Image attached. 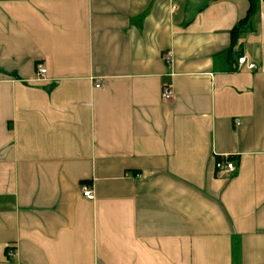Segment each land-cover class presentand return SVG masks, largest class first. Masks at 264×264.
Returning <instances> with one entry per match:
<instances>
[{
    "label": "crops",
    "instance_id": "obj_1",
    "mask_svg": "<svg viewBox=\"0 0 264 264\" xmlns=\"http://www.w3.org/2000/svg\"><path fill=\"white\" fill-rule=\"evenodd\" d=\"M259 2L0 0V264H264Z\"/></svg>",
    "mask_w": 264,
    "mask_h": 264
},
{
    "label": "built area",
    "instance_id": "obj_2",
    "mask_svg": "<svg viewBox=\"0 0 264 264\" xmlns=\"http://www.w3.org/2000/svg\"><path fill=\"white\" fill-rule=\"evenodd\" d=\"M172 59V53L170 51L166 52L163 55V60L166 63H169ZM238 65L240 66H246L250 70L256 69V65L252 62H248L245 60L243 56H240L236 59ZM37 73L39 76H44L46 73V67L42 66L41 64H37ZM99 85H96L98 87ZM161 98L163 100H169L173 97V91L171 89L170 83H163L161 85ZM238 123V121H237ZM215 169L216 172L218 173H232L235 170V164L230 161L228 156H220V158H217L215 160ZM79 193L82 195L84 198H86L88 201H92L95 198V194H93V190L91 186L87 183H81L79 186Z\"/></svg>",
    "mask_w": 264,
    "mask_h": 264
},
{
    "label": "trees",
    "instance_id": "obj_3",
    "mask_svg": "<svg viewBox=\"0 0 264 264\" xmlns=\"http://www.w3.org/2000/svg\"><path fill=\"white\" fill-rule=\"evenodd\" d=\"M248 1V8L244 18L239 20L236 25H234L230 30V44H229V55H234L235 57H239L241 53V43L239 39L244 33L245 29L251 27L254 19L256 18L259 10L260 0H247ZM264 1V0H261ZM237 59V58H236Z\"/></svg>",
    "mask_w": 264,
    "mask_h": 264
}]
</instances>
